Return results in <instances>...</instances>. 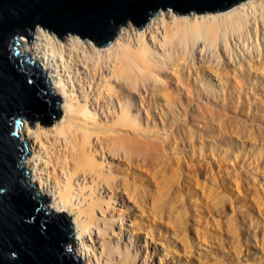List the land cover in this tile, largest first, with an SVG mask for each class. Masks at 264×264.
<instances>
[{
  "label": "bare ground",
  "instance_id": "obj_1",
  "mask_svg": "<svg viewBox=\"0 0 264 264\" xmlns=\"http://www.w3.org/2000/svg\"><path fill=\"white\" fill-rule=\"evenodd\" d=\"M32 36L29 46L19 38V52L29 54V61L45 73L60 98L61 117L49 127L35 122L32 130L22 121L16 136L28 146L29 157L21 165L29 172L28 189L47 198V212L70 217L73 253L83 264L141 261L138 232L152 236L153 228L134 222L135 210L153 226L166 221L173 232L187 233L179 189L172 199L177 205L161 199L165 188L159 190L158 178L164 181L166 171L187 193L197 183L192 177L201 174L219 183L221 192L244 186L234 169L228 176V168L219 164L214 175L209 165L182 156L193 135L178 119L186 117L181 103L224 99L229 80L242 76L250 81L251 75L264 71V0H245L226 11L202 15L178 16L159 9L139 32L127 22L100 49L75 35L66 34L61 42L38 26ZM199 108L191 121L216 137L214 143L239 140L238 132L219 117L199 116ZM226 150L222 148L224 155ZM192 198L197 243L207 238L217 242L216 235L222 240L231 226L233 231L239 212L226 214L222 200H212L206 204L211 207L208 219L200 222L201 205L195 194ZM142 255L147 257L146 252Z\"/></svg>",
  "mask_w": 264,
  "mask_h": 264
},
{
  "label": "water",
  "instance_id": "obj_2",
  "mask_svg": "<svg viewBox=\"0 0 264 264\" xmlns=\"http://www.w3.org/2000/svg\"><path fill=\"white\" fill-rule=\"evenodd\" d=\"M245 0H0V264H81L73 253L69 219L47 212V200L28 189L21 160L29 157L16 131L25 120L49 127L61 117L60 99L45 73L21 54L35 27L62 42L66 34L107 47L130 22L139 32L160 9L175 15L226 11Z\"/></svg>",
  "mask_w": 264,
  "mask_h": 264
},
{
  "label": "rangeland",
  "instance_id": "obj_3",
  "mask_svg": "<svg viewBox=\"0 0 264 264\" xmlns=\"http://www.w3.org/2000/svg\"><path fill=\"white\" fill-rule=\"evenodd\" d=\"M33 41L34 37L32 36L31 43ZM256 73L257 76L251 75L252 79L250 81L245 77L242 78V76L233 81L232 79L229 80L230 82H227L225 86L224 99L219 96L216 101L206 98L203 103H181L186 110V117L178 119L184 122L182 126L192 132L193 135L191 143L187 144L188 146L186 145L187 147L184 148L182 156L192 159L194 164L200 160L203 165H209L214 175H216V167L219 164L222 169H224V166L228 168L226 172L228 176L233 174L231 170L234 169L241 175L244 186L239 191H235L234 186H232L226 192H221L220 189H223V187H220L219 183L217 184L201 174L198 177H192V180L197 183L194 182L193 187L187 193L182 183L173 184V177L167 171L165 174L163 173L165 180L158 178L160 180L158 181V187L160 191L165 188V193L170 190L169 196L164 197V191L162 193L158 191V193L159 195L161 193V199H167L172 203V199L175 197L177 199V188L179 189L182 196V217L185 219L183 222H186L188 231L186 234L180 233V231L173 232L171 224L169 225V222H167V225L166 221L157 222V226H153L154 224H151L150 221H146L145 214L141 215L135 210L134 222L140 221L141 226L144 227L151 225L153 237L148 234L149 238L138 232L139 238L137 239L140 245L139 255L141 253V261L138 262L137 260L134 264H140L144 260V264H157L160 258H162V264H264V71ZM232 87L235 90L229 96ZM50 88L48 87V89ZM60 107L61 101L58 106L59 111ZM197 107H200L198 110L200 112L199 116L205 117L207 113H212L214 117H219L221 123L238 132L239 140L233 137L228 145H218V141L214 143L216 137H212L208 132H203L202 124L198 129L196 122L191 121L192 116L197 114L196 112L193 113ZM208 131L214 130L208 128ZM222 148L223 150L228 148L226 150L228 155L223 154ZM26 149L28 151V146ZM221 160H223V163H220ZM23 161L24 159L22 163ZM25 171L29 174L28 170ZM183 175L191 176L185 171ZM142 186L144 185L137 182L136 187L138 189H142ZM166 188L169 190H166ZM153 191H155L154 188ZM193 194L197 198L196 203L201 205L198 209L200 222L201 219H208L206 215L211 207L206 206V204H211L212 200H222L223 205L221 207L226 214L233 213V211L234 214L239 212L242 216L236 215L237 221L234 224L233 231L231 226L230 233L226 236L223 235L222 240H220L219 235H216L217 242L207 238L206 243H197L199 239H196L193 235V226L199 224H196L193 220L195 214L192 207ZM215 195H217L216 198ZM174 200L173 203H175ZM47 205L48 202L45 207ZM60 214L66 216V213ZM66 217L70 221L72 231L71 219L68 216ZM210 224L209 221L207 231ZM216 231L219 234L223 233L218 229ZM233 232H237V237L231 240ZM72 237L73 249L75 250L74 231H72ZM183 239L185 243L182 242ZM131 244L134 245L133 241H131ZM144 252L147 254L145 259L142 257ZM78 259L80 260V258ZM80 262L83 264L81 260Z\"/></svg>",
  "mask_w": 264,
  "mask_h": 264
}]
</instances>
